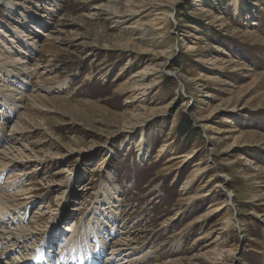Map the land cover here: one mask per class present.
Instances as JSON below:
<instances>
[{
	"label": "rangeland",
	"instance_id": "obj_1",
	"mask_svg": "<svg viewBox=\"0 0 264 264\" xmlns=\"http://www.w3.org/2000/svg\"><path fill=\"white\" fill-rule=\"evenodd\" d=\"M0 137L47 264H264V0H0Z\"/></svg>",
	"mask_w": 264,
	"mask_h": 264
},
{
	"label": "bare ground",
	"instance_id": "obj_2",
	"mask_svg": "<svg viewBox=\"0 0 264 264\" xmlns=\"http://www.w3.org/2000/svg\"><path fill=\"white\" fill-rule=\"evenodd\" d=\"M29 51V44L27 43L25 45ZM21 53V52H20ZM22 53H25L26 52H22ZM8 62V61H7ZM7 62H4L3 65H9V66H12L16 69V73H13L12 74V71L11 70H6L4 68V71L7 73V74H12V75H20V74H23V72L25 71L24 70V66L20 63V59H19V62L15 61V60H11V62L7 63ZM18 64V65H17ZM160 65V71H164V66H163V63L159 64ZM3 67V66H2ZM5 67V66H4ZM178 76V75H177ZM1 138V137H0ZM139 143V142H138ZM137 151L141 154L142 153V148L140 147V144H138L137 146ZM2 153V151H1ZM8 153V152H7ZM26 155V154H25ZM12 159V158H11ZM2 164V163H1ZM0 164V171L4 168V166L7 164V167L10 165L9 161H7L5 164L1 165ZM3 167V168H2ZM6 167V166H5ZM16 174L14 173H11L10 176L8 178H13ZM21 175V174H20ZM2 177V176H1ZM16 179V178H15ZM2 184L0 185V189H2ZM67 198L69 199L70 197L67 196ZM12 198H9L8 196H0V217H4L5 214L8 213L7 209L8 208H12L13 207V204H11ZM70 200V199H69ZM71 202V200L69 201ZM16 207V206H15ZM17 209V208H16ZM26 219V217L24 215H22L21 219L20 220H17V219H14V221H11V222H7L5 223L3 226H4V232H3V235H0V252H5V255H8L9 256V253L11 252V249H13V247H8L9 245H15L16 241L19 239L20 241V244H16L15 245V248L13 250V252H11V256H9V258H7L8 260H6V264H24L25 261H27V259L29 258L30 256V253L32 252H36L37 250L41 251L42 253L46 254V255H43L45 257L44 259V262H46L47 264V261H49L48 259L51 258L52 256V252H54L52 250L53 246H54V242L56 239H58L59 237L58 236H53L52 234L50 235L47 234L44 238H43V244H41L40 246V243L42 241V239H37L35 240L32 236L33 232H29V230L24 226L22 227V223L23 221ZM13 220V219H11ZM95 222H98V221H93L92 223H94V226H96V228H98L97 232L94 233V237L98 240L100 235L101 234H107L106 232H103L104 228L107 229L108 226L106 225L107 222L104 221V223H101L102 225V228L100 225H98L97 223ZM15 223V224H14ZM9 225H11L12 227L11 230L9 228ZM110 229V228H108ZM98 231H99V234H98ZM103 232V233H102ZM2 234V233H1ZM98 234V235H97ZM61 237L59 239V243L61 244L60 242ZM54 241V242H53ZM80 239H79V243H80ZM99 241V240H98ZM97 241V247H96V250H93V251H90V250H85L84 251V254L86 256H82L81 255V247L77 248V250H79V252H75L73 254V257L72 259L70 260H66L64 261L63 260V263H66V264H72V263H75V262H78L80 261L81 263H83L84 261V257H90L92 260L94 259V263L92 262V264H96L99 260V258H102L103 259V253L100 251L101 248H100V241L98 242ZM32 242V243H30ZM84 242V240H83ZM78 245L79 243L76 242ZM18 245V246H17ZM85 246V249L89 248V246L87 245L86 242H84L83 244ZM32 246V247H31ZM64 246V245H62ZM26 249L25 251L27 252V257H23V256H20L18 253H21L20 250L22 251V249ZM65 250V249H64ZM84 250V249H83ZM116 250V249H115ZM24 251V250H23ZM61 253V252H60ZM56 254V252H55ZM59 257V256H58ZM106 260V259H104ZM103 260V261H104Z\"/></svg>",
	"mask_w": 264,
	"mask_h": 264
},
{
	"label": "trees",
	"instance_id": "obj_3",
	"mask_svg": "<svg viewBox=\"0 0 264 264\" xmlns=\"http://www.w3.org/2000/svg\"><path fill=\"white\" fill-rule=\"evenodd\" d=\"M177 132L181 135H189L190 133L194 132V127L192 122L187 118L183 117L177 124Z\"/></svg>",
	"mask_w": 264,
	"mask_h": 264
},
{
	"label": "water",
	"instance_id": "obj_4",
	"mask_svg": "<svg viewBox=\"0 0 264 264\" xmlns=\"http://www.w3.org/2000/svg\"><path fill=\"white\" fill-rule=\"evenodd\" d=\"M169 76L177 78L176 75H173V74H171V75H169ZM176 80H177V79H176ZM177 82L180 84L179 81H177ZM226 196L228 197L229 203L231 204L230 196L228 195V193H226Z\"/></svg>",
	"mask_w": 264,
	"mask_h": 264
}]
</instances>
